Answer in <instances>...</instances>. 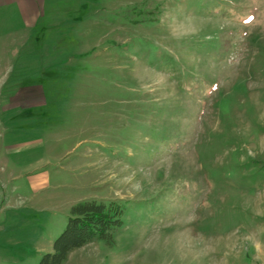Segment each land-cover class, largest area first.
I'll return each instance as SVG.
<instances>
[{"label":"rangeland","instance_id":"1","mask_svg":"<svg viewBox=\"0 0 264 264\" xmlns=\"http://www.w3.org/2000/svg\"><path fill=\"white\" fill-rule=\"evenodd\" d=\"M41 7L0 23V264H37L92 198L124 223L63 264H264V0Z\"/></svg>","mask_w":264,"mask_h":264},{"label":"trees","instance_id":"2","mask_svg":"<svg viewBox=\"0 0 264 264\" xmlns=\"http://www.w3.org/2000/svg\"><path fill=\"white\" fill-rule=\"evenodd\" d=\"M257 169L264 171V153L252 159ZM125 202L117 199H85L74 203L64 230L37 264H63L69 254L95 239L114 242L113 232L120 228L126 211Z\"/></svg>","mask_w":264,"mask_h":264},{"label":"crops","instance_id":"3","mask_svg":"<svg viewBox=\"0 0 264 264\" xmlns=\"http://www.w3.org/2000/svg\"><path fill=\"white\" fill-rule=\"evenodd\" d=\"M42 1L43 0H0V23L2 24V28L6 29L8 25H10L12 28L15 25L13 29H20L21 27H18L20 25L24 26L25 28H32L33 26L37 25L40 21V17L44 15V9L42 10L41 7ZM12 23H14L13 26ZM7 60L8 59H6L5 56H0L1 71L4 68L5 63L8 62ZM13 62L14 59L10 61V63ZM8 69H10L9 65L7 66V70ZM3 76L9 78L10 76L12 77L14 75L13 73L11 75L9 72L7 74L4 73ZM10 84V81L4 82L3 86L5 94L9 95L8 97L11 100H14L15 95H19V104L13 103L14 108L20 107L22 109H26L30 107H38L42 106L46 102L44 88L41 83L36 82L23 85L21 87L23 89L22 91L20 88L18 90L15 89L14 84H12L13 86L10 87ZM5 104H7V102Z\"/></svg>","mask_w":264,"mask_h":264}]
</instances>
